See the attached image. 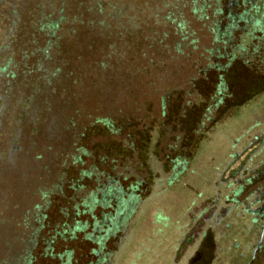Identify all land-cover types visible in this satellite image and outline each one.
<instances>
[{
  "label": "trees",
  "instance_id": "trees-1",
  "mask_svg": "<svg viewBox=\"0 0 264 264\" xmlns=\"http://www.w3.org/2000/svg\"><path fill=\"white\" fill-rule=\"evenodd\" d=\"M154 7L167 29L149 31L156 47L191 72L182 92L191 100L182 102L181 109L202 103L195 83L208 72L217 75L198 124L204 120L210 127L218 119L216 111L230 99L226 77L233 70L264 75V0H159ZM126 9L117 0H0V170L18 174L22 181L18 196L16 189L8 192L9 205L3 208L4 216L0 213V264H33L38 245L43 255L53 258L57 242L73 243L78 235L92 246L93 262L88 264H112L115 253L104 252L106 242L115 239L113 249L118 250L129 234L146 175L128 170L123 174L115 167L109 174L94 165L83 169V159L90 155L80 143L90 128L116 136L129 133L132 117L62 108L54 113L60 141L53 147L40 142L44 109L37 105L43 96L66 89L71 78L79 80L77 73L84 66L80 59L70 60L68 43L82 40L91 49L89 39L96 38L110 51L117 41L136 38L140 31L124 17ZM168 92L166 88L159 99L161 116ZM176 151L181 153L167 165L170 182L184 174L191 156L182 154L183 145L171 149ZM70 169H76L75 178L67 176ZM128 177L134 180L124 188L120 179ZM83 181L93 183L92 189ZM64 188L70 195L68 207L59 212L62 223L45 238L47 211L53 198L65 197ZM54 258L70 264L71 251Z\"/></svg>",
  "mask_w": 264,
  "mask_h": 264
},
{
  "label": "rangeland",
  "instance_id": "rangeland-1",
  "mask_svg": "<svg viewBox=\"0 0 264 264\" xmlns=\"http://www.w3.org/2000/svg\"><path fill=\"white\" fill-rule=\"evenodd\" d=\"M117 1L127 7L124 17L135 23L140 33L134 39L117 41L110 51L96 38L89 39L91 49L80 43L82 40L67 44L70 60L80 59L84 70L77 73L80 77L75 83L71 78L66 89H57L38 101V107L44 109L40 142L55 147L54 143L60 141L54 113L62 108L77 107L84 114L97 109L99 116L109 113L112 117H132L129 133L116 136L103 128H90L80 143L90 155L83 159V169L94 165L108 174L115 167L123 174L128 170L146 175L140 189L142 202L128 223V236L118 250L113 249L115 239L105 244L104 252L115 253L112 264H184L195 249H204L206 243L214 258L210 264H264V232L260 235L250 217L241 212L257 187H244L243 180L264 164V75L233 70L226 77L230 99L216 111L218 119L210 127L204 120L199 126L217 75L208 72L195 83L197 95L204 98L202 103L181 109V103L188 99L182 92L187 90L191 72L184 62H171L156 47L149 32L167 31L154 10L159 0ZM166 88L170 92L166 94L165 115L161 116L159 99ZM182 145V154H191L187 169L170 182L167 165L181 153L171 149ZM16 175L0 170L2 216L4 206L10 202L8 192L16 189L18 196L22 187ZM67 176L75 178L76 169L68 170ZM133 180L128 177L119 183L125 188ZM82 184L93 187L88 181ZM240 185L242 192L232 194ZM63 192L65 197L53 198L47 211L45 238L50 237L53 226L62 223L59 212L68 207L70 190L64 188ZM231 199L236 205L232 201L229 204ZM91 249L81 235L73 243L57 242L51 251L53 258L43 255L38 245L33 264H59L54 255L63 250L71 251L70 264L92 263Z\"/></svg>",
  "mask_w": 264,
  "mask_h": 264
},
{
  "label": "flooded vegetation",
  "instance_id": "flooded-vegetation-1",
  "mask_svg": "<svg viewBox=\"0 0 264 264\" xmlns=\"http://www.w3.org/2000/svg\"><path fill=\"white\" fill-rule=\"evenodd\" d=\"M263 166L259 167L260 171L257 169L254 171V175H247L243 180V186H252L253 184H257V187L251 191L250 195L247 197L248 204L242 207V211L246 215L250 217L251 225L257 230V232L262 235L264 232V171ZM240 170V169H239ZM259 170V169H258ZM257 172V173H256ZM238 186L236 190L233 191L232 194L238 195L242 192V187ZM240 189V190H238ZM238 190V192H236ZM233 197V196H232ZM236 197V196H235ZM236 205L235 199H231L229 204ZM216 204H214V207ZM205 235V234H203ZM205 240V239H204ZM208 243L205 244L204 249L199 248L195 249L191 255L187 258L184 264H210V262L214 259L213 256L209 252ZM259 248V244L253 248V257L255 256L256 251Z\"/></svg>",
  "mask_w": 264,
  "mask_h": 264
}]
</instances>
